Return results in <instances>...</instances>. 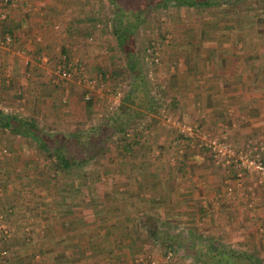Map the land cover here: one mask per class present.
I'll return each instance as SVG.
<instances>
[{"label":"crops","instance_id":"0c3cea01","mask_svg":"<svg viewBox=\"0 0 264 264\" xmlns=\"http://www.w3.org/2000/svg\"><path fill=\"white\" fill-rule=\"evenodd\" d=\"M86 2H0V13L6 12L5 17L0 14V39L4 33L11 37L9 44L0 43V90L9 88L13 94L21 92L20 104L35 110L43 118L55 116V103L61 93L76 99L81 91L73 80L59 79L61 82L49 84L58 62L77 68L82 62L78 54L82 53L87 66L93 60L98 65L108 66L109 60L102 56L104 51L100 46L98 51L86 46L93 44L84 37L90 27L84 23L86 18L82 13ZM181 10V17L177 16L169 34L174 38L173 42L161 44L163 64L155 67L153 73V78L164 90L160 92L163 95L156 92L152 95L153 100L161 102L164 108L160 111L161 116L171 112L185 122L199 125L203 133L224 136L238 147L258 142L264 146V22H259L257 15L248 12H204L188 17L186 11ZM85 64V69L89 68ZM0 95V103L16 102L13 97ZM69 108L63 109L64 113L73 111ZM148 113L149 119L142 131L150 137L155 133L152 138L155 143L157 135L163 138L155 147L178 148L172 156L162 154V158L156 156L152 160L149 156L155 154L149 150L153 144L148 137L143 142L146 157L131 156L132 165L158 163L166 167L160 172L152 167L142 168L146 180H160V186H156L158 191L151 192L160 198L158 214L166 222L170 220L183 229L197 230L195 234L201 233L203 241H206L205 236H211L213 241L222 237L231 251L234 248L240 251L256 249L264 261V177L258 183L256 174L246 175L250 182L242 181L237 186L231 166L227 169L212 152L200 149L197 138L191 140L179 129V135L173 137L166 128L155 126L153 111ZM260 155L264 161V148ZM141 175L138 173L131 179H140ZM1 176L6 179V174L0 173ZM248 183H251L250 189H246ZM7 192L8 188L1 189L0 203ZM131 195L132 205L133 198L151 202L148 194L136 198L131 190ZM20 196L22 192L17 198ZM18 210L15 206L11 213ZM2 212L6 209L0 207V246L5 244L6 232L11 228L15 229L12 235L15 240H19L20 233L24 232L22 228H29V236L38 234L32 233L31 226H25L21 219L12 218L11 213L5 221ZM80 227L81 224L67 226L68 234L76 237V230L71 229ZM76 233L81 237L86 235ZM226 255L223 257L232 258Z\"/></svg>","mask_w":264,"mask_h":264},{"label":"rangeland","instance_id":"374dc122","mask_svg":"<svg viewBox=\"0 0 264 264\" xmlns=\"http://www.w3.org/2000/svg\"><path fill=\"white\" fill-rule=\"evenodd\" d=\"M88 2L85 3L86 7L85 11L82 10L83 17L86 18L84 20L85 24H89V30H87L89 33L86 32V39L89 41V43H93L92 45H86L88 47H91L94 49V51H98V46L104 51L102 53L103 57L105 59L109 60L108 66H102L98 65L97 61L93 60L92 64H85L87 63L86 57L82 55V53L78 54V57L82 61L77 68L72 67L71 68V75L67 80H73L76 81L75 83L79 84L81 87V91H79V94L76 95V99H69V96L67 94H62L57 97V101L55 103V116H49L47 117H41L39 113H37L35 110H29L25 108L24 105L20 104V98L22 97L21 92L14 93L11 92L12 90L7 88L6 90L2 89L0 90V94L2 93L4 96H8L10 98L13 97V100L16 101L15 103H12V101H3L4 103H0V107L3 106L7 108V112L14 113L20 117L24 118H32L33 121L38 125L39 127L50 130V131H61L65 132L71 128H73L76 124V121L79 120H85V124L87 125L90 122L99 121L100 119H103L106 115H109V113L112 111V109L120 102V96L126 92L128 89H130L131 86V72L126 66V61L121 53L119 51V48L117 47L115 37L111 31L112 23L109 19L112 16V9L114 6H112L110 0H87ZM118 7H122L124 12H128L132 16L139 10L141 7V4L143 3V0H114ZM150 1V0H149ZM163 1H169V0H163ZM172 1V0H171ZM213 1V0H211ZM142 2V3H141ZM149 6H144L141 10V15L144 17L142 21L139 22V25L134 30V39L140 40L143 43L146 41H149V46L154 45L156 48V51L158 52V63L153 64L152 66H160L163 64L162 62V54H161V44H169L173 42V37L170 36L172 33V30L175 27V21L177 16L181 17V12H183L181 9H184L186 11V14L188 17H191L193 14H201V13H210V12H248L253 13L257 15L258 18L264 17V0H219V3L208 5V6H201V5H186V4H168L165 7L159 6H153V0L150 1ZM232 5V6H230ZM90 8V9H89ZM91 11H93L91 13ZM184 11V13H185ZM194 12V13H193ZM86 15V16H84ZM257 18V19H258ZM113 20V17H112ZM91 22L93 24L91 25ZM79 23V22H78ZM79 25V24H78ZM64 28V27H63ZM64 29H62L63 31ZM166 30V31H165ZM94 33V34H92ZM91 34V35H90ZM170 34V35H169ZM90 35V37H88ZM78 37V36H77ZM92 37V38H91ZM95 37V38H94ZM96 41L100 42L99 44H96ZM90 43V44H91ZM103 46V47H102ZM85 47V46H84ZM82 48V46H80ZM83 49V48H82ZM85 59V60H83ZM46 61L48 58L45 59ZM140 61V60H139ZM101 62H105L101 61ZM83 63V64H82ZM62 64L61 62H58L57 65ZM84 64L86 68L84 67ZM141 64V71H140V77L139 75L136 76V84L139 90L143 91L138 94L139 97H141V103L142 104H148L150 101H154L152 98L153 92L159 93V95H163L160 93L161 91H164L163 88L155 81L153 78L154 76V70L151 65ZM92 65V66H91ZM81 66V67H80ZM83 66V67H82ZM91 66V67H90ZM122 68L120 69V73L114 74L109 71H111L114 68ZM85 72H84V71ZM81 77H95V83L93 87L87 88V84L81 80ZM66 81V80H62ZM61 82L58 80V83ZM54 82H49V84H52ZM9 87V86H8ZM88 92L89 94H96V97L93 98V106L94 108H86L85 107V98L84 93ZM11 94V95H10ZM2 97V95H0ZM7 99V100H10ZM18 99V101H17ZM158 103V102H157ZM16 104V105H14ZM22 105V106H21ZM15 106V107H14ZM70 106V108H69ZM65 108L72 109L73 111L64 113ZM140 108V107H139ZM141 108H144L143 106ZM48 109V106H47ZM163 106L161 102L158 103V105L155 108L154 114L156 115L153 120L155 122V126H161L166 128L171 132V134L179 135L177 130V127L175 126L174 122L179 123H189L185 122L182 119H179L175 116V114H172L171 112L164 113L165 115L161 116L160 111H163ZM143 113L146 115L143 117L146 120H148V116L150 111H146L145 109H142ZM48 111V110H47ZM49 113V111H48ZM47 113V115H49ZM163 120V123L161 122V119ZM143 120V119H142ZM75 121V122H74ZM144 123H142L143 128L141 129L142 136L141 137H149V141L152 140L153 137H155V133H152V136H149V133H144L145 131H142L145 129ZM148 125V124H146ZM214 136L216 134L211 133H204L199 132L198 134H186L189 139L193 140V138H197V144L199 145L200 149L203 151H209L203 149V147L200 144V139L202 135L208 136ZM121 135V134H119ZM119 135H113V138L119 136ZM199 136V138H198ZM217 136V135H216ZM225 138V137H224ZM117 139V138H116ZM156 143L162 142L163 140L160 135H157L156 139H154ZM229 142V141H228ZM152 140L153 147H151L149 150L152 151L155 156H149L153 160V158L164 156L162 154H165L164 157H166L168 154L169 156L174 155V152L178 148L170 147V148H159L161 145H158V147H155L156 144ZM231 143V142H230ZM259 143V142H258ZM258 143H248L251 144H258ZM0 144L4 145L6 147V154L3 156H0V173L6 174V179H4L1 176L0 179V191L1 189L8 188L9 192H15V190H18L19 192H22V196L18 197V202L20 204V207L27 206V208L22 211L18 210L15 213H19L21 215H13L15 213H11V217L16 216V218L21 219V221H24L25 226H31L32 233L37 235L29 236V228H22V233H20V236L18 237L20 239L21 248L26 251V249L32 250L33 248L38 246V242H46L45 244H51L53 241L64 238L66 240L69 239L68 230L62 229L60 227V224L58 223L55 228L50 226L51 222L45 221L42 212L44 209L42 208V203L51 201L56 196L59 197V195H63L66 197V202H64L63 207L60 208L59 213H57V216L59 218H66L68 216H72L73 219L80 221L78 218L80 215L87 214L86 211L90 214V208L86 205L85 208H80L79 204L75 201L76 197H85V194L88 195V198L93 202L95 200L97 201L100 197L105 200L106 203H111L109 199L112 195H115L116 197L119 196V194H126L125 199L129 200L125 206L118 204L121 208L128 207L129 211H131V187H134L135 184L138 182V190L135 192V197L137 198L139 195L143 196L144 193L151 196L149 202H144L143 199L140 201H133V207L137 208L134 211H131V215L140 214L141 212H146L149 215H151L154 219V221L157 224V229L160 232H164L166 236L172 237L175 241L181 238H188L193 237L192 240L197 245L196 247L198 249L202 248L203 245L207 241H203V237H201V233L195 234L197 232H193L192 229H183L182 227H179L177 223L163 220V218L158 214L159 207V196L158 195H151V192L158 191L156 186H160L159 179H148L146 180L147 176L144 175L145 171H143L142 168H148L152 167V170H155L157 172L163 171V168L166 167L161 166L158 163H145V164H131V156L133 157H143V142L139 144L137 148L134 150L127 152L123 155H120L118 150H111L109 148H105V154L104 157L99 158L95 161L88 160L87 162H84L80 164L78 167L69 170L65 174H61L60 172H57L56 175H54L52 172L49 171V168L47 167L48 160L41 159L40 155L37 154L36 148L34 147L33 141L26 136H21L18 134H11L7 128H4L0 126ZM233 147L237 149L244 148L246 145L242 147H238L234 143H231ZM261 144V143H260ZM263 144V143H262ZM19 148V149H18ZM156 150V151H155ZM200 150L201 156H203V152ZM160 155V156H159ZM146 157V156H144ZM163 157V158H164ZM162 158V157H161ZM217 160L220 162H223L225 164V167L228 169L230 166L233 169V181L236 183L237 186H240L242 184V181H248L246 177L248 175L255 173H248L246 174L243 172L240 175H237L236 170L232 166L231 163L225 162L222 159H219L215 156ZM146 160V159H145ZM153 162V161H152ZM172 166V165H171ZM141 167V168H140ZM162 167V168H161ZM60 173V174H59ZM138 173H141L140 179H131ZM247 175V176H246ZM257 179V175H256ZM252 181V180H251ZM259 183V181L257 180ZM261 182V181H260ZM251 183H248L246 185V189H250ZM154 189V190H153ZM230 189V188H229ZM252 189V188H251ZM59 193V195L55 194ZM141 193V194H140ZM134 194V193H133ZM149 197V196H148ZM167 200V198H165ZM120 201V200H117ZM95 205V206H94ZM93 205V209L99 208L96 206V203ZM19 209V208H18ZM39 210V214L35 215L34 210ZM101 212L98 213V216H85L84 218H81L83 220H87V224L85 226H81L78 229H71L76 230V232H83L82 235H85L81 237L80 234L75 232V238L79 242H84V240L89 236H93V232L99 228L100 224L102 223L105 225L106 223H112L114 225V235H112L109 239V242H105V239L108 237V235H100V242H103L105 244L104 247L107 249L108 247H111V252H115L119 248L125 247L124 243L131 242L128 238V236H124L122 234H119V228L122 229L123 227L128 225L127 219H123L122 223L120 222V216L116 215L117 212H112V206L111 204H108L107 207H101ZM102 209L106 210L105 212L102 211ZM81 211L84 212V214L80 213ZM50 213V211H49ZM48 213V214H49ZM51 214V213H50ZM114 218V219H113ZM44 220V221H43ZM90 221V222H89ZM40 222L43 223V225L39 226ZM79 224V222H78ZM44 226V227H43ZM89 226V227H88ZM52 229H51V228ZM92 227V228H91ZM93 227L95 230H93ZM20 230V229H19ZM124 229H122L123 231ZM48 232L50 234L49 237H44L41 235V232ZM15 232V229L11 228L10 230L6 232V239L12 237L13 233ZM205 232V231H204ZM43 234V233H42ZM105 234V233H103ZM73 235V234H72ZM45 238V241H41V239ZM95 237V236H93ZM73 238V237H72ZM69 239L68 241L70 244L75 243L76 240ZM11 239V238H10ZM95 240V238H93ZM15 238L11 239V243H14ZM83 240V241H82ZM225 239L220 237V239H214V242L216 244L217 250H225L224 252L231 255L229 248L225 243H223ZM41 241V242H40ZM200 241V243H199ZM203 241V242H202ZM160 241L155 239H148L144 241L143 247L146 248L145 257L141 255V258L137 257V261H141L144 264H204V257H198L193 258L191 254L189 258L187 255H184V252L186 251L182 249L181 247H174L172 249L173 256H169L167 254H161L162 248L160 245ZM69 244V243H68ZM108 244V245H106ZM132 244V243H131ZM44 245V243H43ZM97 246V243L94 244V246ZM134 245V243H133ZM45 246V245H44ZM115 246V247H114ZM118 246V247H117ZM141 246V247H142ZM135 248H138V246L135 244ZM113 248V251H112ZM89 249L83 250L86 256H81V258L73 257L70 261L72 263H79V264H102L105 256L104 254H94L93 256L89 254ZM234 251H240V249H233ZM23 251V250H22ZM252 252L254 254H258L256 249H246L242 250V252ZM140 252V251H139ZM28 252H22L21 254L24 256H28ZM58 253V252H57ZM4 257H8L9 252L3 253ZM44 258L46 260L50 259L49 256L46 253H42ZM259 255V254H258ZM35 257H38V254H34ZM100 256V257H99ZM10 257V256H9ZM4 258V259H5ZM30 259L31 257L28 256ZM245 258V257H244ZM3 259V258H2ZM81 259V261H80ZM240 259V258H239ZM241 258L240 260H242ZM245 260V259H244ZM262 263L264 264L263 259L261 258ZM28 262L30 260H27ZM131 263V261H130ZM133 263H137L135 260H133Z\"/></svg>","mask_w":264,"mask_h":264},{"label":"trees","instance_id":"16d2710c","mask_svg":"<svg viewBox=\"0 0 264 264\" xmlns=\"http://www.w3.org/2000/svg\"><path fill=\"white\" fill-rule=\"evenodd\" d=\"M110 1L112 6H114L112 9V16L109 18L112 23L111 31L115 37L119 51H121L125 58L126 66L131 72L130 77L132 84L130 89L120 96V102L112 109L109 115H106L99 121L90 122L87 125L85 124L86 119L76 122L74 121L76 125L73 128L65 132H61L45 130L36 125L32 118L26 119L0 108V126L7 128L11 134L29 137L33 141L36 152L40 155V158L48 160L49 164L47 167L54 175H56L57 172L65 174L69 170L78 167L80 164L87 162L88 160L95 161L104 157L105 148H109L111 150L116 149L120 155L137 148L139 144L146 140V137H141V129L143 128L142 123L146 122V119L143 118L146 114L143 113L142 109L154 112L156 106L158 105L155 101H150L148 104H142L141 97H139L138 94L140 92L143 94V91L139 90L140 92H138L136 84V76L139 75L140 77V62L145 64L142 55L145 48L149 46V41L143 43L140 40H135L134 30L139 25V22L144 18L140 13L142 8L146 5L151 7V0H143V3L141 2V7L133 16L128 12H124L122 7L119 8L118 4L114 0ZM217 3H219V0H153V6H157L158 4L162 7H165L168 4L208 6ZM258 21L264 22V17L258 18ZM152 67L154 69L155 66ZM120 69L122 68L116 67L109 72L110 74H118L121 71ZM94 97H96V94L92 93L89 95V98L84 101L86 108L93 106ZM142 106L144 108H141ZM113 135L119 136L113 138ZM4 154H0V156H3ZM133 188L134 189H131L132 192L137 191L138 184H135ZM16 193H18L17 189L15 192H7L2 196L3 199L1 200L0 207L6 209V212H2L1 217L5 221L15 206L22 211L27 208V206L20 207ZM55 194L59 195V193L56 192ZM125 196L126 194H119L117 197L112 195L109 199L112 202L106 204H111L112 212H117L116 215L120 216L121 223L123 219L129 220L128 225L122 228L124 229L123 231L119 228V234L124 236L127 235L128 238H130L129 240L132 238V242L134 245L136 244L138 248H135L131 242H128L124 243L125 247L123 248H119L117 246L118 250L115 252L110 251L111 247L105 249L103 245L105 244L104 241L100 242V235H103L104 237V235L109 234L105 239V242L107 243V241L109 242L110 237L115 234V231L113 230L114 225L112 223H106L105 225L101 223L99 226L100 229L97 228L95 230L93 227V230H95L93 232V236L95 237L89 235L84 242H79L77 239H74V236L70 235L69 239L73 237L72 239L76 240V242L72 244L68 241L69 239L66 240L64 238H59L51 244H45L46 242H41L45 241V238L42 237L40 241L41 243L38 242V246L36 245V247L32 250L26 249L25 251L23 249L22 251L20 239L14 240V243H11V239H13V237H10L11 239L7 238L3 242L5 244H1L0 246V264H73L70 260L73 257L81 258V256H86L83 250L87 249H89L88 252L92 256L99 253L104 254L105 259L102 264H134L133 260L137 262L135 264H144L141 261H137V257L141 255L145 257V255H147L146 248L142 245L144 241L148 239H155L161 242V254L173 256L171 252L172 249L174 247H181L186 251V253L184 252V255H187L188 258L190 257L188 256L189 254H191L195 259L198 257L200 258L201 256L204 257V264H263L261 258L252 252L248 253L246 251L242 252L229 250L230 253L232 252L230 255L224 252L225 250H217L216 244L211 239V236H205L207 242L200 249H198L196 247L197 245L193 242V237L181 238L175 241L172 237L166 236L164 232L158 231L156 222L148 213L140 211V214L134 213L131 215V211H129L128 207L121 208L118 204L125 206L128 202H130L125 199ZM71 199H75V201L72 202L79 204L80 208H85L87 205L90 208V214L86 211L87 214L80 215L78 217L80 221L76 219L74 220L72 216L59 218L57 213H59L60 208L63 207L62 204L66 202V197L59 195V197L56 196L55 201L52 199L51 201L42 203V208L44 209L42 216L44 220L49 221V223L51 222L50 224L54 228L59 223L63 230L69 225H78V222L81 226H85L88 222L87 220L81 221V218H84L86 215L93 217L98 216L97 214L101 212L100 208L107 207V205H105V200L101 197L97 201L95 200V202H93V200L91 201L86 194L85 197H74ZM134 201H136V199H134ZM16 202H18L19 207L16 205ZM95 203L96 206L100 207L99 210L98 208L93 209V205ZM131 207V210L134 211L135 208L132 204ZM102 211L105 212L106 210L102 209ZM34 212L35 215L39 214L38 209L34 210ZM80 213L84 214L83 211ZM41 235L46 238L50 236L48 232L43 231L41 232ZM93 238H95V240ZM95 243H97V246H94ZM5 252H7V254L9 252L8 257L6 258L3 255ZM22 252H28L27 254L31 258L29 259L28 256L22 255ZM46 252L50 258L48 260H46L42 255V253ZM35 253L38 254V257L34 256ZM224 254H227L226 256H230L232 258L229 260L227 257H223ZM239 258L243 259L240 260ZM27 260L30 261L28 262Z\"/></svg>","mask_w":264,"mask_h":264},{"label":"built area","instance_id":"2783aa9c","mask_svg":"<svg viewBox=\"0 0 264 264\" xmlns=\"http://www.w3.org/2000/svg\"><path fill=\"white\" fill-rule=\"evenodd\" d=\"M16 1V0H13ZM31 1V0H26ZM2 4H7L9 0H0ZM1 17L6 16L5 11H1ZM11 42V37L9 33H4L1 35L0 43L7 45ZM143 60L146 65H152L158 63V52L154 46H148L145 48L143 55ZM71 75V68L69 64H59L55 71L54 75L51 78V82H57L59 79H68ZM81 80L84 81L87 85V88L93 87L95 83V77H81ZM89 93H84V98H89ZM1 108V107H0ZM4 111H7L6 107H2ZM177 129L180 131L192 135L198 134L201 132L199 125L195 123H179L174 122ZM200 144L205 150L212 152L214 156L219 159L224 160L225 162L231 163L234 169L236 170L237 175L246 173H255L257 175L258 181L262 180L264 177V161L261 158L260 152L263 150L264 146L261 143L246 145L244 148L237 149L228 142L224 136H206L202 135L200 139ZM6 153V147L0 144V154Z\"/></svg>","mask_w":264,"mask_h":264}]
</instances>
